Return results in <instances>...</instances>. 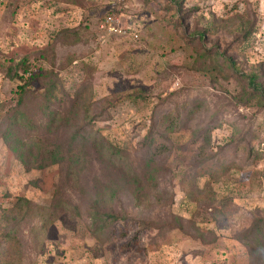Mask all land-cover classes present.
<instances>
[{
    "label": "rangeland",
    "instance_id": "374dc122",
    "mask_svg": "<svg viewBox=\"0 0 264 264\" xmlns=\"http://www.w3.org/2000/svg\"><path fill=\"white\" fill-rule=\"evenodd\" d=\"M263 222L264 0H0V264H264Z\"/></svg>",
    "mask_w": 264,
    "mask_h": 264
},
{
    "label": "built area",
    "instance_id": "2783aa9c",
    "mask_svg": "<svg viewBox=\"0 0 264 264\" xmlns=\"http://www.w3.org/2000/svg\"><path fill=\"white\" fill-rule=\"evenodd\" d=\"M99 29L103 30L107 34H119L123 33L119 25L118 19L110 14L105 15L99 23ZM133 38L137 37L136 33L130 32Z\"/></svg>",
    "mask_w": 264,
    "mask_h": 264
},
{
    "label": "trees",
    "instance_id": "16d2710c",
    "mask_svg": "<svg viewBox=\"0 0 264 264\" xmlns=\"http://www.w3.org/2000/svg\"><path fill=\"white\" fill-rule=\"evenodd\" d=\"M64 32V31H63ZM21 89H22V85L21 86H19ZM20 89V90H21ZM30 151H31V154H30V156H33V151H32V149H30ZM49 153V154H48ZM60 156H58V153L57 152H55V151H48V152H46V153H42V154H37L36 155V157H35V161H36V163H37V168H39V167H41V166H44L45 164H47V163H51V161H56V160H60ZM45 159H47L46 160V162H45ZM94 212L95 213H99L100 211L99 210H94ZM104 215L106 216V217H110V218H114L115 216H114V214L113 213H111V212H104ZM264 223V222H263Z\"/></svg>",
    "mask_w": 264,
    "mask_h": 264
}]
</instances>
